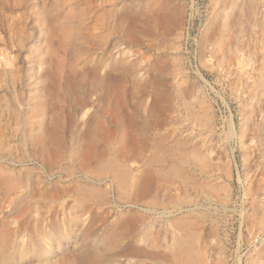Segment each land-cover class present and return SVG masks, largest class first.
I'll use <instances>...</instances> for the list:
<instances>
[{
	"label": "rangeland",
	"instance_id": "374dc122",
	"mask_svg": "<svg viewBox=\"0 0 264 264\" xmlns=\"http://www.w3.org/2000/svg\"><path fill=\"white\" fill-rule=\"evenodd\" d=\"M139 2L0 0V264L44 254L41 228L58 264L85 245L106 264L154 206L188 210L169 219L182 264H264V5L237 68L211 52L223 0H145L172 21L155 50Z\"/></svg>",
	"mask_w": 264,
	"mask_h": 264
},
{
	"label": "bare ground",
	"instance_id": "6f19581e",
	"mask_svg": "<svg viewBox=\"0 0 264 264\" xmlns=\"http://www.w3.org/2000/svg\"><path fill=\"white\" fill-rule=\"evenodd\" d=\"M223 1L222 26L219 34L215 38L211 52L214 55H217L218 64L222 65L226 62V66L234 65L239 68L243 63L246 54L245 49H242L241 46L242 44H248V40H245V37L248 36L250 27L253 29L254 26L251 19L255 17L254 15L256 14L257 8L264 5V0ZM144 4H146L145 0H140L138 13V37L142 45H148L152 50H155L157 36L160 34L168 35L171 32L172 21L170 16L165 13L160 16L159 10H156L149 15L143 8ZM164 9L166 10L165 7ZM234 24L237 25V29L235 30ZM257 75L258 76L255 77L251 83V90L254 98L259 91L262 92V95L264 96V65L261 67V71ZM251 78L253 77L251 76ZM202 93L203 92L199 90V100H202L204 97ZM158 102L159 99L156 97L151 107L153 111L157 109ZM260 111L263 113L264 117V103L260 106ZM261 125L262 143L264 144V120ZM166 191L165 188L158 191L157 196L159 201H164L163 199ZM146 211L150 213H158L160 218L157 220V223L159 224L149 223L144 226V228L142 227L143 229L140 232H135L133 230H125L121 232L119 245L117 243V247H120L118 248L120 250L116 251L111 257H109L106 264H124L131 261L133 262L131 264H182L178 258L171 253L172 242L177 239L176 234L171 230L169 219L172 215L176 214L175 212L183 213L188 210L181 207L175 211H167L166 209L154 206L148 207ZM37 235L35 241L38 240L40 244H42L40 246L44 249V254L42 252L38 253L35 245L32 251L33 253H31L27 260L28 264L30 262H35L36 264H58L56 260L57 250L54 249L55 244L53 243L51 235L48 234V231L44 228H41L40 231L37 232ZM128 244H130L129 246H132L130 248H132L133 251L128 255L122 254V251L125 249H122V247H126ZM212 251L214 253L217 249L214 248ZM49 255H52L53 258H47ZM93 259L94 255L91 246H79L73 251L67 264H92Z\"/></svg>",
	"mask_w": 264,
	"mask_h": 264
}]
</instances>
